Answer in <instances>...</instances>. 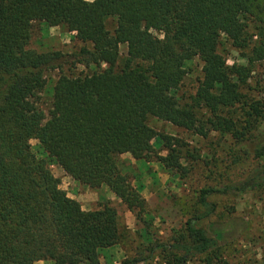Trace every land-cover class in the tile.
Returning a JSON list of instances; mask_svg holds the SVG:
<instances>
[{
  "label": "trees",
  "instance_id": "1",
  "mask_svg": "<svg viewBox=\"0 0 264 264\" xmlns=\"http://www.w3.org/2000/svg\"><path fill=\"white\" fill-rule=\"evenodd\" d=\"M108 20L115 22L112 32ZM37 21L74 33L94 67L89 75L57 79L45 126L34 99L46 85L44 70L60 54L29 47ZM224 44L243 63L226 65L218 53ZM196 57L202 74L196 93L173 108L185 66ZM263 62L264 0H0V264H100V250L125 242L116 208L106 201L84 211L32 152L31 140L75 183L108 190L136 220L146 201L121 156L182 169L172 140L155 133L151 118L201 137L230 138L233 164L247 169L227 189L240 196L263 192L264 103L246 93L255 65ZM155 142L164 143L167 156L154 153ZM214 193L202 189L199 204L209 206L206 197ZM205 217L187 220L169 246L151 244L144 231L148 255L120 264L154 257L163 264H236L228 240L233 220L218 216L207 230L192 224ZM249 230L242 223L240 236Z\"/></svg>",
  "mask_w": 264,
  "mask_h": 264
},
{
  "label": "rangeland",
  "instance_id": "2",
  "mask_svg": "<svg viewBox=\"0 0 264 264\" xmlns=\"http://www.w3.org/2000/svg\"><path fill=\"white\" fill-rule=\"evenodd\" d=\"M92 1V0H85ZM115 22L108 20L107 29L112 32ZM159 36V34L154 33ZM74 33H66L59 28H49L42 22H34L33 35L29 47L39 53L58 52L60 59L52 68L44 70L46 85L38 97L34 99L36 107L44 113L42 125H47L51 118V93L60 76L79 77L89 75L94 67L90 64L87 51H82V44L73 40ZM89 47L87 46V49ZM120 57L126 55V47L119 49ZM221 60L228 66L233 63H243L230 45L224 44L218 50ZM90 64V65H89ZM187 75L175 92L172 107L177 108L190 102L195 95L199 81L202 79L201 63L196 57L186 64ZM250 90L246 91L250 100L264 103V62L255 65L252 78L249 81ZM149 126L158 136L172 140L173 148L179 152V162L182 169L165 170L151 158L149 163L135 161L130 155L121 156L125 171L133 186L139 187L141 196L146 201L145 214L134 223L127 222V210L116 199H108L102 190L93 191L86 187L75 185V182L55 162L46 158L36 140L30 141L32 152L47 161L49 169L59 181V187L67 196L75 197L84 211L97 209L98 204L109 201L118 212L120 232H124L123 252L118 251L112 262L121 263L123 258L146 257L148 241L143 242L140 235L144 231L151 238V244L169 246L184 232L185 223L195 214L206 216L196 221V227L207 230L210 223L223 217L221 221H231L233 255L236 264H262L264 261V191L260 194L238 195L228 190L245 177L247 166L233 164L230 150L233 141L218 133H208L201 137L193 132L177 128L169 123L151 118ZM264 128V125H262ZM154 143V153L167 156L165 147ZM241 156V155H240ZM246 163H249L246 161ZM77 184V183H76ZM202 189H214L217 193L206 197L209 206L199 204ZM75 200V199H73ZM213 205V208L211 207ZM249 223L250 230L240 236L242 223ZM223 229L226 227L222 225ZM260 234V235H259ZM261 236L260 238L256 237ZM262 238V239H261ZM257 240V241H256ZM115 247L102 249L101 254L114 253ZM157 251L155 255H158ZM102 257V256H101ZM100 257V264H106ZM110 259V261H111ZM37 264H49L39 262ZM140 264H163L159 257H154ZM189 264H199L198 261Z\"/></svg>",
  "mask_w": 264,
  "mask_h": 264
},
{
  "label": "crops",
  "instance_id": "3",
  "mask_svg": "<svg viewBox=\"0 0 264 264\" xmlns=\"http://www.w3.org/2000/svg\"><path fill=\"white\" fill-rule=\"evenodd\" d=\"M75 185L77 186L78 184L75 183ZM79 187H82V186L79 185ZM102 191H104L106 193V197L108 199H111V200L113 198L115 199V197L108 190L102 189ZM70 198L75 199V201H77L79 203V200H77V198H75V197H70ZM135 221H136L135 217L130 212L127 211V222L128 223H134ZM114 247H115V250H114V253L112 254V256L111 255L109 256L108 254H103V253L101 254V250L99 251L100 257L102 256L101 258H103V260L106 262V264H120V263L112 262L113 259H111V258H114V256L117 257L118 251L120 254L123 252L122 245H117ZM110 259H111V261H110Z\"/></svg>",
  "mask_w": 264,
  "mask_h": 264
}]
</instances>
